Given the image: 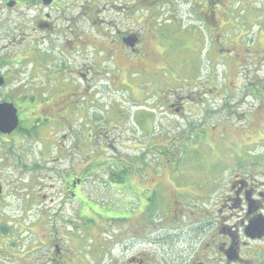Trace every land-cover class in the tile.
I'll list each match as a JSON object with an SVG mask.
<instances>
[{"label": "rangeland", "instance_id": "rangeland-1", "mask_svg": "<svg viewBox=\"0 0 264 264\" xmlns=\"http://www.w3.org/2000/svg\"><path fill=\"white\" fill-rule=\"evenodd\" d=\"M224 2L223 24L201 25L141 23L144 18L133 24L134 13L124 18L117 8L121 0H60L66 9L50 19L58 28L43 34L29 24L34 19L27 11L0 9V58L7 62L0 100L21 107L22 119L36 117L29 122L36 127L32 137H0V181L6 184L0 236L6 235L3 222L11 225L5 243L0 237V264H26V245H49V235L70 252L64 264H72L75 245L98 240L96 217L118 223L128 216L130 221L106 229L142 226L143 244L155 248L158 261L190 264L192 257L180 255L216 233L214 203L241 154L235 147L246 139L204 122L198 106L185 102L199 90L195 86L210 84V73L222 95L218 102L232 99L228 85L256 89L255 105L240 109L257 112L255 137L243 155L246 163H264V0ZM118 33L137 35V52L121 46ZM217 37L237 62H222V45L212 44ZM31 41L38 49H30ZM213 49L215 66L207 65ZM179 96L182 115L170 107ZM241 124L237 130H244ZM70 181L74 199L64 188Z\"/></svg>", "mask_w": 264, "mask_h": 264}, {"label": "flooded vegetation", "instance_id": "flooded-vegetation-1", "mask_svg": "<svg viewBox=\"0 0 264 264\" xmlns=\"http://www.w3.org/2000/svg\"><path fill=\"white\" fill-rule=\"evenodd\" d=\"M59 1L60 0H0V9L27 11V19H34V23L29 24H34L36 32H41L43 34L47 30L54 32L58 28V24H53L57 22L52 23L50 19L53 11L63 10V8L66 9V3H64V6L60 4ZM121 2L123 4L117 8L120 9L122 7L121 13L124 14V18L127 12L134 13L133 16H135L137 21L134 20L136 23L133 24L145 23L149 19L151 21L147 24H154L155 22L201 25L219 24L218 22H221L223 24L222 19L227 14L226 6H228L225 5L224 0H121ZM71 6L75 8V2H73ZM109 7L115 9L113 6ZM166 8H168L171 13H176L178 11L187 13L185 15L181 13V16L168 15L166 13ZM218 13L221 14V17H217ZM182 15L185 17L184 19H182ZM142 18H144V21L140 23ZM152 20H154V23ZM93 23L95 24V22ZM23 24H25L24 20ZM69 26L68 29H71V35L75 38V30L72 31V24ZM211 29L214 30L213 27H209L208 30L211 31ZM118 35V37H121L119 40L121 46L126 47L133 53L137 52L136 47L141 43L137 35H122L120 33H118ZM215 41H217V43L212 40L214 48L218 45H222L218 37ZM35 43L36 41L30 42V49L33 47L38 49L37 45H34ZM220 51L224 52L220 54L219 57L222 62H226L225 64L230 63L231 65L237 62L235 58L236 55H233V52L230 53L229 48H225V46L222 45ZM28 52L41 55L42 57V54H39L38 51L29 50ZM212 54H215L214 49L209 53L210 61H207V65H209L210 62L215 66L218 60L214 61ZM24 59L26 58H20V61ZM18 63L19 62H17V64ZM6 64L7 62H4L0 58V79L3 81L0 90L5 87V77L2 72L4 68H6ZM36 66L39 68L38 64L34 65V68H37ZM28 69V73H33V66L29 67L28 65ZM210 79V84L195 86L199 90L193 92V96H185V99L188 100L185 102L192 103L193 109L198 106L197 109H199L201 118L204 119V122L211 120L218 122V125L222 124L221 129L223 131H232L238 134L245 133L246 139H239L240 144L239 146L236 145L235 148H237L242 155H239L237 162L236 159H234L232 174L227 178L224 192L220 194L218 200L214 203V214L216 217L213 218L215 220L214 227H216V233L212 234L209 237V241H206L202 246L184 248L183 252H185L186 255H180V257H192L190 264H264V163L260 166L255 165L253 162L246 163L247 156L245 157L243 155V148L248 146L255 137L254 130L257 124L255 114L257 112L256 110L251 111V109L249 113L240 110L243 107H252L255 105L256 91L255 88L253 89L249 85H228L226 86L225 92H227V94L230 93V95L232 94V99L218 102L219 97L222 98V95L218 94V88L213 84L212 73H210ZM182 99L183 98L179 96L178 100H175V103L170 105L171 109L178 115L183 114L184 107L181 103ZM6 101L7 100H0V104L6 103ZM25 103H28V101H25ZM42 103L49 106L46 102ZM20 108L19 106L15 107L18 115L17 128L10 134L0 133L1 138L11 137L14 134L23 135L24 138L32 137V131L35 130L36 127L29 122L30 119H36V117H30L29 119L23 117V120L21 115H19V112L21 114V111H19ZM239 120H244V122H239ZM240 123H243L241 124V128L244 130H237L240 128L237 126ZM250 126H252V128H250ZM263 128L264 124L259 131V136L262 135ZM60 151L62 152V150ZM19 166L22 171H31V168L27 169L25 164H20ZM113 166L116 167L117 164L114 163ZM34 168L36 169L37 167ZM107 172L110 181H117L115 177H113L114 174H110L109 170H107ZM75 181L81 182L80 180ZM5 185V183L0 181V200L5 196ZM66 185L67 186L64 187L66 193L74 199L75 182L72 181L71 183L70 181V183ZM194 195L203 198V196H199V194L192 195L191 193L189 196L192 198ZM42 197L45 199L46 195ZM77 214L78 218L81 219L79 217L80 213ZM96 218V226L100 229L98 240L94 244L91 241L87 245H75L73 250H71L72 255L69 259L72 264H167L166 262L158 261L156 256L153 255L155 248L143 244L144 237L141 235L143 233L142 226L135 230L124 229L113 231L112 229L108 231L106 228L112 226L115 221ZM131 218L132 217L129 216L128 219L122 218L118 223L128 222ZM141 219L142 217L140 216L139 220ZM10 226L8 222H3L2 227L6 228V235H1L0 237L3 239L4 243L9 235ZM102 229H105V231L103 232ZM48 239L50 242L49 245L43 244L42 242L35 243L34 241H32L33 244L26 245L23 251L26 264H64L63 258L68 256L70 252L54 244L52 235H49ZM87 250H90L89 253H91L90 262L85 259L88 255ZM190 252L193 254H187ZM179 264H183L182 260Z\"/></svg>", "mask_w": 264, "mask_h": 264}, {"label": "water", "instance_id": "water-1", "mask_svg": "<svg viewBox=\"0 0 264 264\" xmlns=\"http://www.w3.org/2000/svg\"><path fill=\"white\" fill-rule=\"evenodd\" d=\"M3 84L0 79V86ZM18 126V115L15 107L12 104H0V133L10 134Z\"/></svg>", "mask_w": 264, "mask_h": 264}, {"label": "trees", "instance_id": "trees-1", "mask_svg": "<svg viewBox=\"0 0 264 264\" xmlns=\"http://www.w3.org/2000/svg\"><path fill=\"white\" fill-rule=\"evenodd\" d=\"M255 91H256V89H255Z\"/></svg>", "mask_w": 264, "mask_h": 264}]
</instances>
